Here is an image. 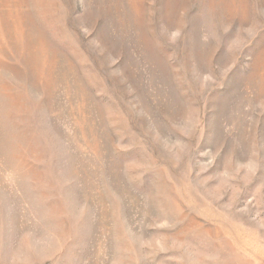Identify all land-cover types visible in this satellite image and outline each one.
I'll use <instances>...</instances> for the list:
<instances>
[{"label":"rangeland","instance_id":"rangeland-1","mask_svg":"<svg viewBox=\"0 0 264 264\" xmlns=\"http://www.w3.org/2000/svg\"><path fill=\"white\" fill-rule=\"evenodd\" d=\"M0 264H264V0H0Z\"/></svg>","mask_w":264,"mask_h":264}]
</instances>
